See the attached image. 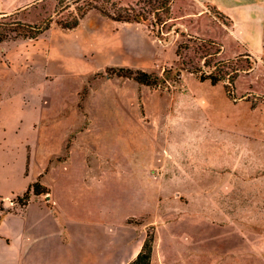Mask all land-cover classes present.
I'll return each instance as SVG.
<instances>
[{
    "label": "rangeland",
    "instance_id": "rangeland-1",
    "mask_svg": "<svg viewBox=\"0 0 264 264\" xmlns=\"http://www.w3.org/2000/svg\"><path fill=\"white\" fill-rule=\"evenodd\" d=\"M227 3L174 0L170 30L157 35L147 23L114 22L95 11L65 30L55 23L67 18V12L56 15L57 0H0V13L22 23L50 20L35 40L0 42V125L21 113L33 121L46 111L44 124L81 139L92 158L99 152L102 158L136 159L153 146L157 158L172 165L171 175L199 177L191 185L202 187L203 231L193 225L181 235L187 245L202 246V264H264V198H227L229 189L264 190V158L255 145L261 141L256 129L264 127V54L254 35L260 23L249 7ZM120 69L142 71L157 83L140 84L133 76H119ZM215 69L222 77L215 85L199 78L200 71ZM232 70L238 72L229 82ZM166 186L170 197L161 199L162 209L188 206L180 188ZM234 210L235 224L228 226V212ZM147 236L152 249L158 240L161 254L170 248V238L155 236L154 226L146 228L144 240ZM229 241L235 251L228 258ZM219 248L225 256L218 258ZM185 253L187 262L181 264H201L189 249Z\"/></svg>",
    "mask_w": 264,
    "mask_h": 264
},
{
    "label": "crops",
    "instance_id": "crops-1",
    "mask_svg": "<svg viewBox=\"0 0 264 264\" xmlns=\"http://www.w3.org/2000/svg\"><path fill=\"white\" fill-rule=\"evenodd\" d=\"M227 5L249 7L251 16L259 19L260 29L254 35L260 37L264 54V0H228ZM46 119V111L33 121L21 113L0 125V264H127L140 251L149 226H154L155 236L166 233L170 238L165 254L155 241L151 264L185 263L188 249L202 264V246L187 245L181 235L193 225L203 231L204 213L198 209L202 187L191 185L198 184V176L171 175L172 165L157 158L153 146L136 159L102 158L99 152L92 158L80 138L69 139L65 129L46 126ZM256 130L261 136L256 151L264 158V127ZM35 182L43 191L34 194L30 189L21 208L7 207L4 201L16 202ZM171 183L189 198L187 207L162 209L161 199L170 197L166 184ZM237 197L261 199L264 190H228V199ZM235 215L236 210L228 212V226L235 224ZM138 218L149 221L131 222ZM221 248L218 258L225 256ZM227 251L228 258L235 251L230 241Z\"/></svg>",
    "mask_w": 264,
    "mask_h": 264
},
{
    "label": "trees",
    "instance_id": "trees-1",
    "mask_svg": "<svg viewBox=\"0 0 264 264\" xmlns=\"http://www.w3.org/2000/svg\"><path fill=\"white\" fill-rule=\"evenodd\" d=\"M174 0H133L132 3L123 5L121 0H57L56 15L67 12V18L55 20V23L62 29L70 30L79 24V21L90 11H95L98 14L119 23H147V25L157 35L163 30L169 31L170 26L167 25L171 19V5ZM81 4V6H79ZM72 9V12L70 11ZM13 14L0 13V42L10 39L11 37H22L25 39H35L49 28L50 20H47L41 25L25 24L12 18ZM180 49L181 46L179 45ZM222 66L221 62H218ZM205 66V64H203ZM247 66L246 69L249 70ZM206 73L200 71L199 78L201 80H209L212 85L219 82L222 77L216 72ZM195 72H199L195 70ZM237 70H232L229 82L233 81ZM119 76H133V79L144 85H156L157 78L144 73L142 71L131 72L130 70L120 69L117 73ZM30 189L34 194L40 193L37 182L31 184L29 190L17 201L24 205L28 199ZM152 239L150 236L143 241L142 247L136 257L127 264H151L152 254Z\"/></svg>",
    "mask_w": 264,
    "mask_h": 264
},
{
    "label": "built area",
    "instance_id": "built-area-1",
    "mask_svg": "<svg viewBox=\"0 0 264 264\" xmlns=\"http://www.w3.org/2000/svg\"><path fill=\"white\" fill-rule=\"evenodd\" d=\"M4 203L7 205V207H12V208H16V209H19L23 206V205H20L18 202H14L11 200H6V201H4Z\"/></svg>",
    "mask_w": 264,
    "mask_h": 264
}]
</instances>
